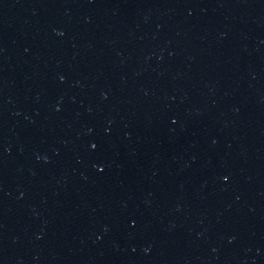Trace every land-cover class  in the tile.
<instances>
[{"label":"water","instance_id":"1","mask_svg":"<svg viewBox=\"0 0 264 264\" xmlns=\"http://www.w3.org/2000/svg\"><path fill=\"white\" fill-rule=\"evenodd\" d=\"M0 264H264V0H0Z\"/></svg>","mask_w":264,"mask_h":264}]
</instances>
